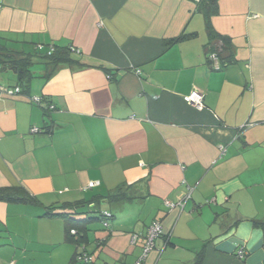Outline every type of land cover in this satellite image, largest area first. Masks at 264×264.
<instances>
[{
	"label": "crops",
	"instance_id": "0c3cea01",
	"mask_svg": "<svg viewBox=\"0 0 264 264\" xmlns=\"http://www.w3.org/2000/svg\"><path fill=\"white\" fill-rule=\"evenodd\" d=\"M209 3L0 0V50L32 62L24 84L0 63L15 80L0 84L21 88L0 98V189L32 198L0 202V264H138L154 221L164 233L140 264H264V0L215 1L224 42ZM49 46L87 66L45 79ZM194 89L202 110L184 101ZM106 212L82 243L67 234Z\"/></svg>",
	"mask_w": 264,
	"mask_h": 264
},
{
	"label": "trees",
	"instance_id": "16d2710c",
	"mask_svg": "<svg viewBox=\"0 0 264 264\" xmlns=\"http://www.w3.org/2000/svg\"><path fill=\"white\" fill-rule=\"evenodd\" d=\"M215 1L216 0H210V5H207L206 11H205V20H206V28L207 31L210 35V37L212 39L214 38H218L219 40H221L222 42H224V40L217 36V34L214 32L211 24H210V16L214 13H216V9L217 6L215 5ZM202 2V0H201ZM200 3V2H199ZM187 38V36H180L178 38L175 39H171L165 42L167 47H172L173 45L184 41ZM219 47H217V49H215V51L219 56V58L221 59V54L220 51L218 49ZM72 49L71 48H58V47H54V51L51 55H43L41 58L45 61V66H46V75H45V79H50L56 71H58L60 68L64 67V66H70V67H79V68H83L86 67L87 65L82 64L78 59H76L73 56L72 53ZM211 52V53H213ZM210 53V54H211ZM0 63L6 68L8 69H13L17 71V75L19 78V83L24 84L23 82L26 83V80L28 78H31L32 73L29 69L30 66H32V62H31V57H23L20 58V56L18 54H13L11 52H7L4 51L3 49L0 50ZM228 61H224L223 64H228ZM104 70H106L105 68H102ZM122 196V191L118 190L115 194H113V198H118ZM0 202H5V203H22V202H32V198L29 197L28 193L26 192V190L24 188L21 187H11V188H3L0 189ZM65 207L67 206H62L60 208V210L66 209ZM55 209L49 210L45 216L48 217H69L70 215L67 213H62V212H56ZM96 219L102 220L103 219V223L106 221L108 222V219L104 216V214H99L96 217H90L87 220L84 221H76L74 220V218H70L71 221H76V224H69L67 227V234L70 237H78L76 239V243L80 244V242L82 243L85 240V237H83L84 233L87 232L86 227H87V221L92 222ZM260 226L262 225V222H255V226ZM76 228V232L77 234L75 236L71 235V231ZM86 253V252H84ZM87 254V253H86ZM79 255V254H78ZM78 255L76 254L74 259L72 260V262L70 264H82L80 263L77 259H78ZM88 255V254H87ZM89 256V255H88ZM91 264V263H90Z\"/></svg>",
	"mask_w": 264,
	"mask_h": 264
},
{
	"label": "built area",
	"instance_id": "2783aa9c",
	"mask_svg": "<svg viewBox=\"0 0 264 264\" xmlns=\"http://www.w3.org/2000/svg\"><path fill=\"white\" fill-rule=\"evenodd\" d=\"M195 2L199 3L201 2V0H194ZM1 7V4H0ZM37 50L38 51H44L45 47L43 45H39L37 46ZM54 51V47L53 46H49L48 47V55H51ZM72 51H75L74 49H72ZM209 60L210 63L212 64V67L214 69H221L222 65L223 67H226L228 64H222L221 65V61L220 58L218 56V54L216 52H213L209 55ZM21 93V88L19 86L17 87H5L2 86L0 84V98L2 96L5 97H15L17 95H19ZM204 99H205V94L202 90L199 89H194L189 95L184 97V101L193 106L195 109L197 110H202L204 108ZM32 102L41 105L43 100L41 97H33L31 99ZM53 108V107H51ZM40 130L38 128H33L32 129V133H39ZM99 182H90L88 184V188L92 189L95 188L97 186H99ZM188 198H190V195H188ZM188 198H185L184 201H181L177 204L175 203H171L169 201L165 202L166 206L171 209L174 210L176 208H180L183 209L184 204H185V200H187ZM104 216L109 219L111 217L110 213H104ZM105 225L107 224V222H104ZM163 227L161 225L160 222L158 221H154L148 228L147 230V234L145 237V245L143 248V255L141 256L138 264H140L141 262H143L144 260H146V258L148 257V255L155 249V242L158 238L163 236ZM136 237H134L135 239ZM244 256H246V254L244 253V251H239L238 252V257L243 258ZM80 263L82 264H90L92 262V258L90 256H88L86 253L81 252L78 255V259H77ZM14 264V263H11Z\"/></svg>",
	"mask_w": 264,
	"mask_h": 264
},
{
	"label": "rangeland",
	"instance_id": "374dc122",
	"mask_svg": "<svg viewBox=\"0 0 264 264\" xmlns=\"http://www.w3.org/2000/svg\"><path fill=\"white\" fill-rule=\"evenodd\" d=\"M28 49V51L34 55L35 54V50L33 48V46H27L26 47ZM42 54H45V52H42ZM0 80L3 81L4 83H12L15 82L14 80V75L11 73V71H2V69L0 68Z\"/></svg>",
	"mask_w": 264,
	"mask_h": 264
},
{
	"label": "water",
	"instance_id": "95a60500",
	"mask_svg": "<svg viewBox=\"0 0 264 264\" xmlns=\"http://www.w3.org/2000/svg\"><path fill=\"white\" fill-rule=\"evenodd\" d=\"M15 72V71H14ZM17 72V71H16ZM46 122H48L46 119H45Z\"/></svg>",
	"mask_w": 264,
	"mask_h": 264
}]
</instances>
